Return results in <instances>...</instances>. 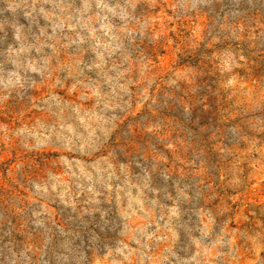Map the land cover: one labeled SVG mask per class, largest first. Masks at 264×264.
<instances>
[{"label": "rangeland", "instance_id": "1", "mask_svg": "<svg viewBox=\"0 0 264 264\" xmlns=\"http://www.w3.org/2000/svg\"><path fill=\"white\" fill-rule=\"evenodd\" d=\"M0 264H264V0H0Z\"/></svg>", "mask_w": 264, "mask_h": 264}]
</instances>
